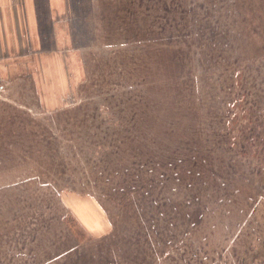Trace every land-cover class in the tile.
Instances as JSON below:
<instances>
[{
  "label": "rangeland",
  "instance_id": "rangeland-1",
  "mask_svg": "<svg viewBox=\"0 0 264 264\" xmlns=\"http://www.w3.org/2000/svg\"><path fill=\"white\" fill-rule=\"evenodd\" d=\"M66 15L58 82L0 91V264H264V0H68ZM147 160L166 176L127 191Z\"/></svg>",
  "mask_w": 264,
  "mask_h": 264
},
{
  "label": "crops",
  "instance_id": "crops-1",
  "mask_svg": "<svg viewBox=\"0 0 264 264\" xmlns=\"http://www.w3.org/2000/svg\"><path fill=\"white\" fill-rule=\"evenodd\" d=\"M67 12L68 0H0V87L46 72L58 82L53 52ZM44 84L52 88L53 80Z\"/></svg>",
  "mask_w": 264,
  "mask_h": 264
},
{
  "label": "trees",
  "instance_id": "trees-1",
  "mask_svg": "<svg viewBox=\"0 0 264 264\" xmlns=\"http://www.w3.org/2000/svg\"><path fill=\"white\" fill-rule=\"evenodd\" d=\"M195 7H200V6L195 5ZM221 91H222V94L224 93L223 95L221 94L222 98L226 99L225 101H223V99H222V102L226 103L227 105H229V107H230L229 110H233L235 108V106L232 105V104L235 102V100L232 99L231 96L228 94V92H225L223 90V88H222ZM141 93H142L141 89L138 90V96L139 97L141 96L140 95ZM228 113H230V111H228ZM198 161L199 160H197V159H196V161H193V163H192L193 166H196ZM174 163H178V162H174ZM131 166L133 168V172H132L131 176H128V175H130V173L127 170L128 172L127 173L126 172L123 173L122 174L123 176H121L119 179L122 180V181H124V180H126L127 182L129 181L128 183H135V184H133V185H131V186H129L127 188V191H128V189L130 187L133 188L131 192L134 193V194H136V192H138V190H140V192H142V195L144 194L143 196H146L147 194H150L151 191H152L151 188H153L152 184L159 182V181H152V180L156 176H158V177L162 176V175H163V177L166 176V175H164V173L163 174L159 173L160 169L155 168L156 165H155V163L152 160L149 161V163H148V160H147L145 164H143L142 161H138V162H135V163L131 164ZM149 166H150V168H149ZM120 168H122V167L113 168L111 170V173H113V171H115V177H117V175L119 174L118 172L121 170ZM69 178H71L73 180V175L70 176ZM167 178L170 179V176H167ZM72 180H70V181H72ZM161 189H162V187H161ZM161 189H160V192L162 191ZM158 207L159 208H157V209L161 210L162 208L166 207V203H163L161 205L158 204ZM192 246H193V244H185V250L186 251L192 250ZM91 248L97 250L98 253H103L102 247L100 246V244L91 246ZM195 254H196V252H195ZM68 256L73 257L72 253L68 254ZM72 262L74 264H86L88 262H89V264H108V263H105L104 261H102V258H100V257L98 259L97 258H93L91 256L89 257L88 253H86L85 256H80L79 255V256L75 257V259L74 258L66 259L63 264H72ZM112 264H118V263H116V261L113 259V263Z\"/></svg>",
  "mask_w": 264,
  "mask_h": 264
},
{
  "label": "built area",
  "instance_id": "built-area-1",
  "mask_svg": "<svg viewBox=\"0 0 264 264\" xmlns=\"http://www.w3.org/2000/svg\"><path fill=\"white\" fill-rule=\"evenodd\" d=\"M3 90H4V88L0 87V91H3Z\"/></svg>",
  "mask_w": 264,
  "mask_h": 264
}]
</instances>
